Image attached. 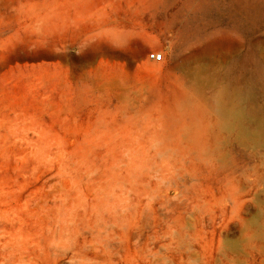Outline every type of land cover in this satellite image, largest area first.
Masks as SVG:
<instances>
[{"label":"rangeland","instance_id":"rangeland-1","mask_svg":"<svg viewBox=\"0 0 264 264\" xmlns=\"http://www.w3.org/2000/svg\"><path fill=\"white\" fill-rule=\"evenodd\" d=\"M164 4L160 18L125 16L110 30L115 43L101 41L90 49L66 52L54 45L47 32L0 6V191H36L48 200L68 196L71 207L75 198L78 213L86 204L83 194L90 201L95 194L111 197L116 193L119 218L111 237L85 238L84 216L76 218L75 212L64 223L69 228L76 225L79 242L87 246V255L75 258L80 264H171L178 255L169 242L194 245L185 256L189 264H264V123L262 127L256 123L252 99L240 101L235 94L219 93L220 79L204 81L205 74L217 70L219 76L228 73L229 82H237L239 59L247 53L251 65L261 71V78L253 81L264 122V0H164ZM172 23L188 40L178 50L181 55L193 43L217 52L240 44L216 65L213 53L198 49L186 74L197 88L196 95L206 97L207 106L215 107L219 93L225 106L237 110L227 118L215 110L211 113L213 133L223 140L212 147L210 159L193 154L183 160L173 150L140 161L128 172L124 164L128 157L115 166L106 156L101 158L104 146L120 144L127 133L159 129V123L164 125L171 115L142 101L147 93L141 82L120 74L116 84L106 85L101 75L88 72V63L120 62L130 72L144 61L168 66L171 56L163 50H167L165 37ZM152 52H162L163 60H152ZM196 61L204 67L200 80L194 73ZM44 124L53 132L46 134ZM229 141L242 155L225 146ZM239 204L242 225L236 215ZM51 206L52 201L41 199L36 209L43 217L49 213L54 222ZM220 231L228 254L213 259L208 249ZM66 238L63 234L60 248L70 244ZM109 241H115L114 249L102 254L105 260L95 258L93 247L100 249Z\"/></svg>","mask_w":264,"mask_h":264},{"label":"bare ground","instance_id":"bare-ground-1","mask_svg":"<svg viewBox=\"0 0 264 264\" xmlns=\"http://www.w3.org/2000/svg\"><path fill=\"white\" fill-rule=\"evenodd\" d=\"M164 5V0H0V6L6 9L9 8L11 12L24 17L25 20L30 21L43 32H47L54 45L65 52L72 49L82 51L87 47L90 49L94 45L102 43L101 41L107 42L105 43L107 45H109L108 42L115 43L116 41L110 30L117 28L118 22L127 19L126 17L131 15L148 20L152 17H163ZM113 30L115 31L116 29ZM168 33L169 35L167 36L164 34L168 43L167 50H163L165 53L168 51L171 56V62L168 66H164L159 61L158 64L144 61L137 64L134 71L130 72L126 65L120 62L106 60L98 63L93 60L88 63V72L97 77L101 75V81L103 80L102 83L106 85L116 84L120 74L141 82L143 85L142 90L147 93V96H144L142 101L147 104H153L157 109L171 115L164 125L159 123V129L144 128L136 134H128L126 132L129 136L123 135L120 144L104 146L102 155L100 154L101 158L105 160L104 156H106V161H111V165L115 166L118 161L123 160V157H128L129 160L124 163L126 171L128 166V172H131L140 161H147L150 157L162 153L169 154L173 150L178 151L180 159L183 160L191 158L193 154L198 158L203 156L210 159L209 155L213 153L212 147H214L216 142L223 140L219 133H213L212 127L214 123L211 113L215 110L227 118L237 110L235 107L229 108L221 102L219 98L221 90L228 95H237L240 101L252 99L251 113L258 126L262 127L264 123L260 105L255 102L257 87H255L253 81L258 77L259 79L261 78V71L259 67L251 65V57L247 53L241 55L239 59L238 65L241 75L237 82H229L228 73H221L219 76L218 72H216L217 70L205 74L204 81L208 83H214L219 79L223 82V87L218 90L219 93L215 98V107L210 104L207 106L206 97L196 95L197 88L186 75L190 69L189 61L196 56L198 49L204 48L203 51L206 53L214 54L212 55L214 60L212 64H221L229 54L231 56V53L238 49L239 43L224 52L209 50L203 44L198 46V44L193 43L186 46V54L181 55L178 50L186 45L187 38L179 32V27L176 23H172L168 27ZM156 38L150 37V39ZM174 39H177L179 43H175ZM96 49L94 48L93 50ZM200 62H195L197 66L194 69V73L198 74L196 77L199 80L201 79L199 78V72L204 68ZM249 77L252 86L249 84ZM261 84L264 85V82H261ZM25 112L27 111L25 110ZM14 114L17 116L22 115V113H16L15 111ZM30 115L26 114L25 116L24 114L25 118L27 116L31 118L32 116ZM43 127L42 129L45 133L53 132L51 126L44 124ZM44 141L42 140V142ZM225 146L236 149L235 152L237 151L238 154L242 155L238 146L231 141L227 145L225 142ZM151 148H153V153ZM178 176L180 178V175ZM161 180L164 181V179ZM5 191L7 192L5 189L0 191V264H80L76 262L75 258H84L88 253L87 246L79 242L76 225L73 228L64 225L68 218L73 216L74 212L76 218L77 216H84L85 230L83 232L85 233V238L88 236L91 239L96 238V236L106 238L114 235V227L117 225L119 218V210L115 200L116 193L111 194V197L101 193L95 194L90 201L89 195L83 194V196L87 197L86 204L83 206L82 212L78 213L75 198H73L74 203L71 207V200L70 203L67 201L68 196L67 200L59 196L55 199L50 197L48 200L47 195L37 194L36 191L30 193L27 191H9L6 193ZM41 199L46 202H53L52 210L49 212L53 214V217L54 213H56L54 222L51 221L50 218L52 217L49 213L45 212V217L38 214L39 211H37L36 205ZM193 205L194 202L191 201V206L193 207ZM242 209V204H239L236 208L237 212L235 211L241 225L245 221L241 216ZM188 212H191L190 215H192L193 211L188 210ZM73 222L77 223L78 221L75 219ZM228 225L229 223L225 224L223 230L227 231ZM38 229L41 230L38 231ZM221 232L218 233L216 240L212 242L208 249L213 259L214 257L228 254L223 248ZM63 234H66V239L69 240L70 244L60 248L59 244H61ZM45 240L46 244H44ZM109 242H105L100 249L93 247L96 249L93 252V256L103 260L104 255L108 254V248L110 250L114 249L112 242ZM168 245H171L175 255H178L177 260L171 259V264H189L186 262L185 256H188V252L194 247L193 244L182 246L178 242H169ZM158 248L162 249L160 246ZM233 249L235 250V247ZM65 259H67V262L64 261Z\"/></svg>","mask_w":264,"mask_h":264},{"label":"built area","instance_id":"built-area-1","mask_svg":"<svg viewBox=\"0 0 264 264\" xmlns=\"http://www.w3.org/2000/svg\"><path fill=\"white\" fill-rule=\"evenodd\" d=\"M151 58L154 61H161V60H163V54H162V52H152Z\"/></svg>","mask_w":264,"mask_h":264}]
</instances>
